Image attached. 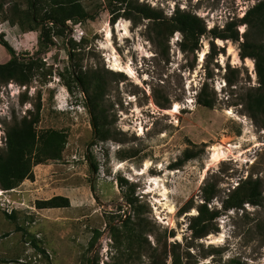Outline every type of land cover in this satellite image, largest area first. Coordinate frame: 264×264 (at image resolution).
Wrapping results in <instances>:
<instances>
[{"label":"rangeland","instance_id":"1","mask_svg":"<svg viewBox=\"0 0 264 264\" xmlns=\"http://www.w3.org/2000/svg\"><path fill=\"white\" fill-rule=\"evenodd\" d=\"M79 1L94 20L71 22L64 36L53 37L54 46L41 55L49 72L45 85L40 76L28 88H0V149L13 118L25 116L39 99L37 132L68 135L61 160L35 166L34 180L16 189L0 188V264H175L174 245L182 264H264V128L243 101L259 86L254 61L240 58L239 43L214 40L210 33L194 53L183 52L179 32L154 43L148 21L136 27L124 11L112 26L111 0ZM138 1L168 18L176 10L191 12L209 32L242 19L261 0ZM14 8L26 10L28 0H0V37L18 54L33 55L39 32L23 33L3 19L13 17ZM245 31L239 26L240 34ZM212 43L218 55L207 59ZM70 51L80 52L74 63L84 71L124 75L110 79L106 102L118 139L95 142L85 96L66 73ZM9 60L0 45V63ZM202 95L212 108L199 104ZM214 149L228 157L214 163ZM187 152L195 158L177 166ZM120 177L129 182L123 189ZM249 180L259 181L262 205L227 210L226 200ZM207 183L218 190L209 205L219 212L218 232L194 239L190 218L203 203ZM124 193L134 194L135 209ZM58 196L68 198L70 207L37 208ZM187 204L194 208L180 215ZM135 210L143 225L133 229Z\"/></svg>","mask_w":264,"mask_h":264},{"label":"trees","instance_id":"2","mask_svg":"<svg viewBox=\"0 0 264 264\" xmlns=\"http://www.w3.org/2000/svg\"><path fill=\"white\" fill-rule=\"evenodd\" d=\"M114 8L110 24L113 26L117 20L122 18L121 11L134 26H139L143 21H148V29L153 31L151 40L159 42L162 39H169L179 32L183 36L182 50L185 53H194L199 48L201 38L210 33L212 38L239 43L240 58L251 59L255 63V71L258 77L259 86L244 97V107L247 113L258 124L264 128V0H261L251 8L245 16L229 23L224 29H212L208 32L204 21L198 16L187 11L176 10L173 16L168 18L160 10L154 9L147 4H141L138 0H111ZM13 17L5 16L3 19L11 26H18L23 33L38 31L39 49L33 55H20L6 41L0 37L2 45L10 55V60L0 63V88L10 83L18 84L21 87H30L37 77H43L45 85L49 72L43 61L42 54L46 53L49 47L54 46V36H64L70 30L69 23H80L94 20L79 0H28L26 10H12ZM246 26L243 34L239 32V26ZM243 38V41L240 39ZM75 50V49H73ZM76 51H70L71 71L69 74L71 84L79 89L85 96L86 108L91 116V124L95 142H108L118 139L112 130L113 122L110 119V109L107 107V96L111 78L123 77L122 73L88 70L84 71L81 66L75 64V58L79 55ZM217 46L212 43L211 52L208 58L214 59L217 56ZM70 83L66 84L71 92ZM232 84V83H230ZM42 85V86H43ZM200 105L212 108L213 101L207 97L198 98ZM165 108V106H163ZM42 103L41 100L34 105L33 110H28L22 118H13V122L6 128L5 147L0 149V188L5 191L16 189L25 180H34L33 168L52 161H59L68 142V135L64 131L49 129L37 132L36 126L41 122ZM92 171L97 172L98 164L92 160L89 154ZM195 158L194 153L187 152L177 166ZM176 169V168H173ZM118 185L121 189L129 185L128 180L118 178ZM131 191L134 186L131 184ZM259 181H246L240 184L237 189L226 200L225 208L242 209L245 204L253 206L262 205V194ZM1 189V190H2ZM217 186L207 183L202 189L203 203L197 206V215L191 216L189 229L194 239H204L210 234L218 232L214 221L219 217V212L211 210L209 205L217 196ZM126 203L135 209L137 199L134 194L124 193ZM70 207L68 198L61 196L47 201H40L38 209H59ZM194 206H184L180 209V215L190 212ZM139 212L134 211L135 219L132 220V228H139L143 225L139 218ZM112 230L115 227L110 226ZM132 231V229H131ZM174 234L171 235L173 237ZM173 246L174 263L182 264L175 256Z\"/></svg>","mask_w":264,"mask_h":264},{"label":"bare ground","instance_id":"3","mask_svg":"<svg viewBox=\"0 0 264 264\" xmlns=\"http://www.w3.org/2000/svg\"><path fill=\"white\" fill-rule=\"evenodd\" d=\"M109 36V35H108ZM118 68V67H117ZM120 68V67H119ZM117 70V69H116ZM127 70H129L130 72H131V70L130 69H127ZM172 112L175 114L176 113V111H178V109H179V105L178 104H175L173 107H172ZM226 157H228V154L226 153V152H220L219 150L217 151L216 149H214V153H213V155H212V161L214 162V163H218V162H221V161H223V160H225L226 159ZM149 165H150V163L149 162H147V163H145V165H144V169L143 170H146V169H148L149 168ZM174 211V209L171 207L170 208V212H173Z\"/></svg>","mask_w":264,"mask_h":264},{"label":"built area","instance_id":"4","mask_svg":"<svg viewBox=\"0 0 264 264\" xmlns=\"http://www.w3.org/2000/svg\"><path fill=\"white\" fill-rule=\"evenodd\" d=\"M13 211V210H12Z\"/></svg>","mask_w":264,"mask_h":264}]
</instances>
